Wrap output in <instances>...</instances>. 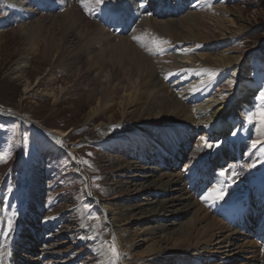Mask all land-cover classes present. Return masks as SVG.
<instances>
[{
  "label": "rangeland",
  "instance_id": "1",
  "mask_svg": "<svg viewBox=\"0 0 264 264\" xmlns=\"http://www.w3.org/2000/svg\"><path fill=\"white\" fill-rule=\"evenodd\" d=\"M48 1L52 0H14L11 5L15 9H11L6 0H0V19L3 22H0V108L20 113L19 117L28 119L26 122H37L50 130L58 129L65 133L63 135L61 133L59 136V140L64 142V144H60L55 137L46 135L28 124L0 116V125H3L0 127V264H14L15 262H18L17 264H63L66 261H72V264H191L192 261L194 264L196 260H199V264H253L261 257L260 247L264 243V230L260 234L261 225L264 224V205L260 203L256 204L258 208L254 210L252 230L248 232L245 230V235L240 241L242 247L236 251L237 254L227 256L229 251H225V248L218 250L217 247L220 245L225 247L223 244L230 242L227 237L230 236L232 233L230 230L236 225L223 220L220 215L224 210H232L233 206L225 207L226 205H224L220 210L221 204L229 202L231 204L233 203L231 201L240 195L252 193V187L256 193V188L259 186L257 183L248 184L247 172L253 170L258 174L259 178L255 181H259L260 178L264 179V154L259 160L251 161L255 150L251 147V141L261 139L257 137L258 121L254 120L250 123L246 118L244 124L232 128V131L238 133L235 137L229 134L220 136L221 139L226 138L227 142L220 147L204 148V141L199 139L204 134L202 131L199 132L198 128H196L198 131L192 128L189 130L186 126L166 120L150 124L146 122L147 116H142L143 114L140 113L132 117L127 116L125 121H122V115L116 113L118 107H115L110 113H101L95 120H88V112L93 106L88 103L90 91L84 92L83 90V93L77 95L67 94L66 89L70 86L68 76L71 72L69 71V73L68 69H63L65 59L58 65H53L51 61L46 62L44 57L40 56L41 51L33 52L25 40L27 27L34 24L39 30V40L45 41L44 36L55 31L54 25L51 23L61 20L62 13L69 8V6L64 7L58 3L59 7L56 5L55 8H50L51 12L47 11V8L43 11L40 2L44 3V7H47ZM111 1L113 2H109L111 5L104 6L109 5L111 9L121 13V10L118 9L119 6L128 3L132 5L133 3L135 6L129 11L135 16L139 12L138 5L141 0ZM118 1L122 5L118 4ZM197 1L201 5L203 4V0ZM192 4L189 3L190 7L186 5L183 8L187 11L202 13V10L207 12L211 7L223 6L222 16L225 25L238 34L230 36L231 38L225 37L223 40L224 27L217 25L213 20L212 16L216 17L215 13L213 15L209 13V18L206 19L210 23L213 35L218 40L209 44L200 42L201 44L198 45L203 48L204 53L215 54L226 49L237 48L249 56V66L253 72L250 78L257 81L251 102L248 106L244 105L246 109L242 106L240 111L239 118L244 119L245 116L242 112L245 111L244 114H246L249 111L250 114L256 111L260 104L256 97L259 90L264 89V76L259 79L258 72L254 67L260 60V64L263 63L259 55L264 51V0H212V2L206 3L210 5H202V8L199 9L196 7V3ZM93 6L95 11L100 9V7L96 9L97 7ZM16 8L17 15L14 14ZM81 9H84L83 6ZM46 14H54V16L49 19ZM93 15L95 16V14ZM182 15L183 13L175 14V18ZM217 15L219 14L217 13ZM147 16L149 17V14L145 17L142 15L135 17L136 25L141 22L146 24L143 20ZM21 17L22 20H20ZM43 18H47V21H44ZM41 22L44 23L42 26L45 28L39 26ZM102 27L105 29V33L102 40L98 41L97 53L104 58L109 57V59V48L112 44L110 41H117L120 36L128 37L136 30V26H132V28H128L130 30H126L125 35H120L112 28L109 30L108 26ZM84 41L82 33L76 31L75 40L70 44L69 51L83 49ZM218 41L227 42L220 45ZM167 44L169 51L166 55L169 58L166 57L170 59L172 55L178 56L175 59L178 60L177 62L186 63L185 57L189 56L187 52L170 42ZM159 54L161 53L158 52L156 58L165 64L167 58ZM88 58L92 59L90 56ZM208 62L209 66H214L211 63L212 60H208ZM190 64L192 65L189 67L185 65L187 68L185 67L184 73L185 75L190 74V70L197 73L199 75L197 82L205 79L207 81L210 79L211 82L217 77L221 84L227 85L228 88L238 86V81L232 76L233 69L229 67L218 68L215 70L216 72L213 71L214 76H200L199 72L205 70L202 63L193 59ZM164 73L162 77H168L171 71ZM20 74L22 75L20 76ZM93 75L98 74L94 72ZM101 79L105 80L106 77L101 76ZM29 80L32 85L31 90L27 89ZM167 81L170 84L174 83L173 76H169ZM177 81L180 82L181 78L180 80L177 78ZM113 113H115L114 122H109ZM124 126L125 128L129 127L127 129L129 131L148 129L155 132V135L161 137L160 141L162 142V146L158 143L156 145H160L162 148L158 147L159 150L161 149L160 151L166 155L169 151L165 153L163 148L172 150L174 145L176 147L184 145L180 149L183 154H177L176 151L173 158H170L171 161H168L166 159L169 157L161 153L152 155L147 153L143 157L144 154L141 150L131 147L128 143L121 142L124 144L123 146H113V142L117 141L112 137L113 132L117 133L119 128ZM165 129H168L171 134L176 133L177 129L178 133H174L173 138V134L168 135ZM190 131L196 132L195 136L191 137ZM177 134L181 136L182 140H178ZM237 137L248 144L246 149L240 145L241 142L235 140ZM120 139L125 141L124 137ZM175 140L178 144L174 142ZM64 145L68 148H65ZM197 145L201 147L198 148ZM220 148L223 150L220 151ZM198 152L200 155L196 158L193 157V154ZM177 157L178 165L174 167V159ZM132 162H135V166L139 164L136 169L138 170L136 174L139 177L127 167ZM232 162L233 164L238 162L235 171L239 175L234 178V181L226 182V199L220 201L221 203L202 199L208 189L222 179L218 175L220 170ZM256 162L263 163L257 167ZM140 165L157 166V170L152 171V176L143 178L140 177L141 174L151 170L143 171ZM126 167L127 169H124ZM201 171L202 175L199 174ZM164 173L180 174L181 185H188L187 189L190 195L193 194L192 199L194 200L191 210L183 214V217L177 218V224L174 227L172 224L169 225L171 231L185 228L193 223L194 214L199 211L200 207L218 219L217 226L214 228L213 240L207 245L206 240L201 238V243L193 246L198 241L195 238L186 244L181 256L183 260L177 259V257L175 263H168L164 259L169 255L176 254L173 251L181 242V240L175 241L178 239L177 236L168 238L169 235H167L164 239L166 231H155L156 234L153 235L144 233L146 228L151 226V222L145 218V214L150 207L154 206V203L150 205L148 200L163 201L172 197L174 193L165 191L150 195L148 191H139L143 188V183L148 185L153 180L158 181ZM230 173L231 170H229ZM263 184L264 182L260 183L261 189ZM232 193L238 194L237 197ZM105 204H110L113 208L118 206L121 208V204H125L132 206V210L125 217L120 215L116 222L113 220L114 226V223H109L106 215L103 216L101 213ZM216 207L219 210L214 212ZM49 217H55V219H49ZM110 217L112 219V216ZM9 219L13 221V231L5 235L4 233L8 231L6 225ZM84 223L89 225V228H85ZM202 224L199 225L200 229H203L201 227L206 228L207 222L205 225ZM91 231L95 235L91 234ZM260 236H262V240H260ZM121 237L125 240L123 244L120 241ZM221 240L225 242L219 244ZM212 243L214 245H210ZM205 247L211 248V251H207L211 255L202 252ZM112 248L116 249L118 255L111 251ZM59 253L60 255H58ZM206 254L209 258L204 259L203 256Z\"/></svg>",
  "mask_w": 264,
  "mask_h": 264
},
{
  "label": "bare ground",
  "instance_id": "2",
  "mask_svg": "<svg viewBox=\"0 0 264 264\" xmlns=\"http://www.w3.org/2000/svg\"><path fill=\"white\" fill-rule=\"evenodd\" d=\"M147 1H149L151 4L153 3L151 6V14L149 15V17L147 16L143 20V22H146V24H143L141 22L137 25L135 21L129 19L130 14H132L129 10H131L133 6H135L133 5V3L132 5L128 3L126 5L124 4L121 7L119 6L118 9H120L122 12L120 14L119 12L111 9L109 5L97 6L93 3H88V11L85 10L84 6V9L82 10L81 0H52L50 2H47V7H44V3L40 2L42 3L40 4V7L43 11L47 8V11L51 12L52 10L50 8H55L56 5L58 7L59 5H63L64 7L69 6V8L67 7L68 9H66V11L62 13L61 20H58L56 23H51L54 25L55 31L49 33L47 35L48 37L44 36L46 38L45 41L39 40V30L36 25L34 26V24H31L29 27H27L25 31V40L28 42L33 52L38 53L41 51L40 56H43L46 62L51 61L53 65H58L63 59H65L63 69H68V72H71H69L70 74L68 73L70 86L68 87V89H66L67 94L77 95L81 92L83 93V90L84 92L86 90L90 91V99L88 103L89 105L93 104L90 112H88V120L90 121L97 119L101 113H110L114 110L115 107H118L116 113H120L122 115V121H125V117L127 116L132 117L133 115L140 113L141 115L143 114L142 116H147L146 122L150 124L157 123L161 120H166L181 124L182 126H186L189 130L190 128H192L196 131V128H198L199 132L202 131L204 136L206 137H208L210 132L219 137L227 136L229 132L233 130L232 128L234 126H238L239 124H244L246 122L249 111H247L246 114H244L245 111L242 112L243 116H245L244 119L239 118V114H241L240 111L242 109V106H248V104L251 102V97L254 93V88L256 86L257 80L253 81L254 78H250V76L253 75V72L251 71V67L249 66V56L248 54L246 55V53L241 52L242 50L234 48L230 50L226 49L225 51L219 53L210 54L204 53L203 48L198 45L200 42L209 44L215 40H218L213 35V30L211 29L210 23L206 19L209 16V13H211L212 15L215 13L216 17L212 16L214 18L213 20L217 23V25L224 27L222 31L223 40L225 37L231 38L230 36L238 35L235 30L225 25V20L222 16L224 13V7L218 5L211 7V9H208L207 12L202 10V13H195L190 10L187 11L185 10V8H183L186 5L182 6L181 2H186L187 0H174V3L170 5L168 2L169 0ZM6 2L10 4L11 9H15V7L11 5L13 4L14 0H6ZM110 2L112 1L110 0ZM208 2H212V0H203L202 5H210L206 4ZM193 3H196V7H198V9L202 8V5L199 1L193 0ZM107 4L110 3L108 2ZM118 4L122 5L119 1ZM158 4H160L159 7H157ZM93 5L97 7H95L96 9H98L99 7L100 9L94 11L92 14H90V16L89 11L94 8ZM114 9L117 10V8ZM176 12L178 14L183 13V15L181 17L175 18ZM17 13L18 12L16 8V10H14V14L17 15ZM217 13L219 15H217ZM93 14H95V16ZM46 16L51 19L54 14H46ZM121 17H123L124 20L127 21L126 24L124 23L125 21H122ZM22 19L23 18L21 17L20 20ZM43 19L45 21L47 18ZM0 22L3 23L1 19ZM43 24L44 23L41 22L39 26H42ZM102 26H108L110 28L109 30L114 29V31H116L117 34L120 35H125L124 33L126 32V30H130L128 28H132V26H136V30L131 35L127 33V35H129L128 37L120 36L117 41H110L112 44L109 48V59V57L104 58V56H101V54L97 53L98 41L102 40V38L104 37L103 34L105 33V29ZM42 28L45 27L42 26ZM23 29L25 30V28ZM236 30L239 31V29ZM76 31L81 32L84 36V48L77 51H69L70 44L75 40ZM136 37H139V39H135ZM160 37L162 38V40L168 41L174 44L177 48L187 52L189 56L185 57L187 60L186 63L183 61L177 62L178 60L176 61L175 59L178 56L172 55V57L170 56V59H168L169 57L168 55H166L169 51L167 50V43L161 45V47H163L165 50L163 52H160L161 54H159L163 57H168H166L167 60L165 61V64L158 60L156 56L159 51H156L155 49L156 42L160 40ZM225 42L218 41L220 45ZM233 52L235 54H232ZM88 56L92 57V59H89ZM259 57L263 60V63L260 64V60L259 63L254 67L255 71L258 72L257 76L260 79L262 76H264V51L261 52ZM193 59L195 61H200V63H202V66L205 68L204 71L202 70L201 72H199L200 76H214L215 74L213 73V71L222 67H229L233 69L232 76L238 81V86L234 85L235 87L228 88L227 85L221 84L220 79L217 77L211 82L210 79L208 81L205 79L204 81L197 82V77L199 75L197 73H194L192 70H190V74L185 75V65H187L188 67L189 65H192L190 63L191 61L193 62ZM208 60H212L213 62L211 63H213L214 66L212 64V67L209 66L207 64L209 63ZM167 71H171V74H169V76H173L174 83L170 84L169 81H167L169 76L162 77L163 74H165L164 72ZM94 72H96V74L98 75H93ZM173 73L175 74L173 75ZM21 75L22 74H20V76ZM74 76L75 79H73ZM101 76L106 77V79L102 80ZM174 76L179 78V80L181 78V81L178 82L177 78ZM192 80L195 81L191 82ZM31 86L32 85L30 84L29 80L27 89L31 90ZM215 86L219 88L216 89ZM221 97H223V99H221ZM19 115L20 113L18 112L5 111L0 109V116H3L10 120H19V122L28 124V126L30 125L46 135L55 137L54 135L60 136L61 133L62 135L64 133L63 131L58 129L50 130L31 120H29L31 122H26L28 119L25 120L24 118H19ZM114 118L115 113L111 115V117L109 118V122H114ZM202 125H209V127L205 128L202 127ZM258 128L259 131L257 133V137H260L261 139L258 138V140L262 141L264 139V134H262V132L260 133V125H258ZM127 129H129V127L125 128L124 126L122 128H119V131L117 133L113 132L112 137L117 139V141L113 142V146H123L124 144H122L121 142L128 143L131 147H135L137 148V150H141L142 154H144L143 157L147 153H150L151 155L161 153L164 156L169 157L166 159L168 161H171L170 158H173V155L176 153V151L177 154H183V151H180V149L183 148L184 145H181L180 147H176L174 145L172 147V150H166L165 148H163L162 150L165 153L169 151L167 155L160 151L161 149L159 150L158 147L162 146V142L160 141L161 137L155 135V132L153 133L148 129H143L140 131L130 130V132ZM48 131H50L52 134H48ZM165 132L168 135L173 134L172 137L176 133H178L177 129L176 133L174 132L175 134H171V132L169 133L168 129H165ZM190 133L192 137V135L195 136L194 133L196 132L193 133L190 131ZM117 136L119 137L117 138ZM177 136L179 137L178 140H182L179 134H177ZM121 137H124L125 141H121ZM56 140L57 142L60 141L62 142V144H64L62 140H59L57 138ZM235 140L241 142L240 145H242V147H244L245 149L248 146V144H245L239 137L235 138ZM174 142H176V140ZM156 143L160 144L161 146L158 144L156 145ZM176 144L178 143L176 142ZM130 146L126 147L129 148ZM64 147L68 148L65 145ZM259 147L254 150V154L251 157L253 158L251 160L252 162L259 160L260 157H262V155L264 154L259 151ZM220 149V151L223 150L222 148ZM198 155H200L199 152L193 154V157L196 158ZM232 159H234L233 156ZM174 160L175 161L173 165L174 167H176L178 165L177 163L179 159L177 157V159ZM134 163L135 162H132L131 165L127 167L136 174V171H138L136 169L138 168L139 164L138 166H135ZM262 163L263 162H258L256 164L257 167ZM127 167L124 169H127ZM156 167L157 166L145 167L143 165H140V168L143 171L151 170L149 172H144L140 177L146 178L152 176L151 173L152 171L155 172L157 170ZM201 173L202 171L199 174ZM247 174L249 180L248 184L257 183L259 187L256 188V193L259 194V196H264V184L262 185L261 189L260 183H258V181H255L257 180V178H259L258 174L253 170L247 172ZM137 177H139V175H137ZM180 177V174L164 173L163 175H161L158 181L153 180L148 185H145V183H143V188L140 189L141 191H139H148L150 192V195H154L153 193H163L165 191L174 193L172 197H169L163 201L148 200V203L150 205L154 203V206L150 207V209L145 214V218L151 222V226H148L144 231L145 234L153 235L156 234L155 231H166L164 239L167 235H169L168 238H174L175 236H177L178 239H176L175 241L181 240L178 247L173 251L177 256L169 255L165 257L164 260L168 263L180 259L182 256V252L187 246L186 244L192 242L193 240H195V238L198 239V241L196 244H193V246L199 245L201 243V238H204L206 240V244L208 245V243L212 241L213 237L215 236L214 228L217 226L218 220L214 215L209 213L204 208L200 207L199 211L194 214L195 218L193 223H190L189 226L172 231L169 229L170 224H172L174 227L175 224H177L176 219L179 217H183V214L189 212L194 206V202H192L194 201L192 199L193 194H189V190L187 189L188 185H181ZM263 182L264 181H262V183ZM246 195V199H248V197H251V200L254 199L253 193H245V196ZM261 199L262 198H259L258 201H260ZM234 201L235 200L231 202ZM247 203L250 204V207L244 210H241L242 208H244L243 205H238L240 211L245 214V218L242 219V215L240 212V218L234 217L232 219L233 221H236L235 218H238L239 223H237L230 230L232 233L229 237H227V240H230V242L227 244H223L225 247L221 245L220 247H217L218 250L220 248H225V251H229V253L226 254L227 256L237 254L236 251L242 247L240 241L243 235H245V230L247 232L251 230L252 223H254L252 215L247 216V213L252 211L253 204L251 203V201H248ZM224 205L226 204H221V207H219L220 210ZM104 206L105 207L101 210V213L103 216L106 215V217L109 219V223L111 224L114 223V221L116 222L117 220H119L120 215L125 217L130 214V210H132V206H128L125 204H121V208L119 206L117 208H113L110 204H105ZM217 209L218 207H216L214 212H216ZM220 215L223 220H228L232 217V213L227 214L226 212H221ZM110 216H112V219ZM205 222H207V226H205L206 228L201 227L203 229H200L199 225H201L202 223H204L205 225ZM83 226H85V228H89V225H87L86 223H84ZM93 233L94 232L91 231V234ZM207 238L209 239L207 240ZM120 241L121 244L125 243V240L122 237L120 238ZM223 242L225 241L221 240L219 244H222ZM210 245L214 244L212 243ZM207 248H203L202 252L207 254L210 253L207 251H211V248ZM207 254L206 256H203L204 259L209 258ZM58 255H60V253ZM260 256L261 257L258 258V260H256L253 264H264V244L260 247ZM181 259L183 260V258ZM17 263L18 262H15L14 264ZM63 264H72V261H66ZM194 264H199V260H196Z\"/></svg>",
  "mask_w": 264,
  "mask_h": 264
},
{
  "label": "snow or ice",
  "instance_id": "3",
  "mask_svg": "<svg viewBox=\"0 0 264 264\" xmlns=\"http://www.w3.org/2000/svg\"><path fill=\"white\" fill-rule=\"evenodd\" d=\"M110 0H81L82 6H84L85 10H88V3H93L97 6L101 5H106ZM144 5L141 4V7ZM95 9H92L90 11V14L94 12ZM135 39H139V37H136ZM169 43L168 41L165 40H158L156 42V51L163 52L165 49L161 47V45ZM231 83V82H229ZM223 99V97H221ZM257 100H259L260 104L257 106L256 111L251 112L247 119L248 122H252L254 120L258 121L260 125V129L262 131V134H264V89L259 90V94L256 97ZM195 111V110H194ZM0 127H3V125H0ZM202 127L208 128L209 125H202ZM237 131H231L229 132L230 136L235 137L237 135ZM199 139L204 141L203 147L204 148H214V147H220L222 144L226 143V138L221 139L219 136L214 135L213 133H209L208 137L201 136ZM59 143H62L58 141ZM264 144V141L260 140H252L251 141V147L253 149L258 148V146ZM197 147H201L200 145H197ZM259 151L261 153H264V146L259 147ZM237 168L236 164H228L226 167L222 168L219 172V177L222 178L217 184H215L213 187L208 189L206 194L202 197V199L205 200H211L213 202L216 201H223L225 200V196L227 195V186L226 182L227 181H234L235 177H238L239 173L235 171ZM229 170H231V174H229ZM49 219H55V217H49ZM98 219V218H97ZM7 233H4L5 235L10 234L13 231V221L9 219L7 221ZM111 251L118 255L117 251L115 248H112Z\"/></svg>",
  "mask_w": 264,
  "mask_h": 264
},
{
  "label": "water",
  "instance_id": "4",
  "mask_svg": "<svg viewBox=\"0 0 264 264\" xmlns=\"http://www.w3.org/2000/svg\"><path fill=\"white\" fill-rule=\"evenodd\" d=\"M17 117V116H16ZM21 118V117H19ZM48 133L52 134L51 132L48 131ZM56 138L60 139V137L58 135H54Z\"/></svg>",
  "mask_w": 264,
  "mask_h": 264
}]
</instances>
